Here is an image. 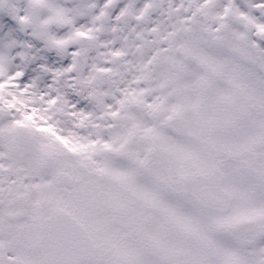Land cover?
I'll use <instances>...</instances> for the list:
<instances>
[{"label": "snow or ice", "instance_id": "obj_1", "mask_svg": "<svg viewBox=\"0 0 264 264\" xmlns=\"http://www.w3.org/2000/svg\"><path fill=\"white\" fill-rule=\"evenodd\" d=\"M0 264H264V0H0Z\"/></svg>", "mask_w": 264, "mask_h": 264}]
</instances>
